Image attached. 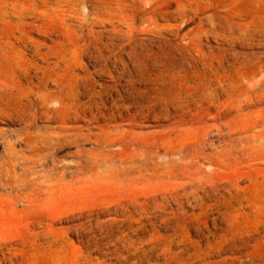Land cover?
Returning <instances> with one entry per match:
<instances>
[{"label":"rangeland","instance_id":"rangeland-1","mask_svg":"<svg viewBox=\"0 0 264 264\" xmlns=\"http://www.w3.org/2000/svg\"><path fill=\"white\" fill-rule=\"evenodd\" d=\"M0 211V264H264V0H0Z\"/></svg>","mask_w":264,"mask_h":264},{"label":"bare ground","instance_id":"bare-ground-1","mask_svg":"<svg viewBox=\"0 0 264 264\" xmlns=\"http://www.w3.org/2000/svg\"><path fill=\"white\" fill-rule=\"evenodd\" d=\"M252 83V82H251ZM256 83V82H255ZM253 86V85H251ZM255 87V85H254ZM59 97L56 96L55 92H49L47 95H45V98L43 99V101L40 103L42 106L45 105L46 103H48L49 101H53V100H58ZM86 105V104H85ZM87 106V105H86ZM88 108H90V112L93 114V110L91 106H87ZM31 110V109H30ZM29 115L30 117L34 116V112L29 111ZM93 116V115H92ZM95 118V116H93ZM28 122V121H27ZM29 123H26V125H28ZM22 132H20L19 134H21ZM33 134V133H31ZM95 134L93 132H88V133H81L80 131H73L70 132L68 131V129H54L51 130L50 132H47L46 134H37L36 136H34L35 138V145L32 146L33 151L35 150V156L36 159L34 161H32V159H30L31 163H42L44 164V160L46 159L45 156L46 154L43 152L44 149L46 148H51V149H57L60 148L61 146H63L64 144H74L77 146L76 149V153L80 154L83 153L85 155H87L90 158V161L93 159L94 161H96L95 159H97V156H102L104 154V152L100 149H90V150H84L81 147H78V143L81 141H87L91 138V136H94ZM22 139V138H21ZM32 143V142H31ZM33 144V143H32ZM29 145V144H28ZM32 152V151H30ZM47 152V151H46ZM19 153V152H18ZM33 156V153H31ZM144 154V153H143ZM23 155V154H22ZM48 155V154H47ZM147 155V154H146ZM149 155V154H148ZM154 155V154H153ZM26 158H28L27 156H25ZM24 157V158H25ZM23 158V159H24ZM32 158V157H31ZM95 158V159H94ZM22 160V159H21ZM135 161V160H134ZM27 162V161H26ZM46 162V161H45ZM38 163V164H39ZM157 162H153V165L156 166ZM28 164H26L27 166ZM76 166L80 167L79 163L76 164ZM34 167V166H33ZM32 167V168H33ZM46 167V166H45ZM25 168V167H24ZM28 168V167H27ZM150 168V167H149ZM38 169V168H37ZM54 169V168H53ZM30 170V169H29ZM52 170V169H51ZM27 172V171H26ZM31 173V171H30ZM42 173V172H41ZM46 173V172H45ZM39 174V172H38ZM62 175V174H61ZM38 176V175H37ZM36 176V177H37ZM52 176V175H50ZM53 178V177H52ZM22 179V178H21ZM26 179V178H25ZM50 178H47L45 175H40L37 178V182H34L32 187L27 188L28 192H22L19 190L18 193L15 194V196L13 197L15 201H22V205L25 206L26 208H34L36 207V205L39 202V198L38 195H40V192L42 190H45L47 188H49L48 184ZM33 182V180H31ZM35 181V180H34ZM30 182V181H29ZM28 183V182H27ZM27 186V185H26ZM43 192V191H42ZM1 214V211H0Z\"/></svg>","mask_w":264,"mask_h":264}]
</instances>
